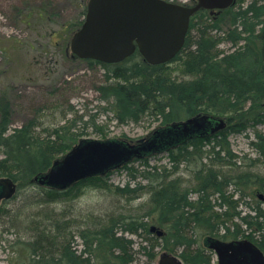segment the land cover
<instances>
[{"label":"trees","instance_id":"obj_1","mask_svg":"<svg viewBox=\"0 0 264 264\" xmlns=\"http://www.w3.org/2000/svg\"><path fill=\"white\" fill-rule=\"evenodd\" d=\"M76 2L81 13L75 23L56 24L51 3L42 8L26 4L16 10L15 19L34 32L39 38L37 44L44 43L49 49L55 46L56 37L70 42L82 26L88 1ZM222 15L229 20L225 30L219 20L197 12L190 20L182 50L169 63L150 65L137 50L117 64L77 59L87 70L102 71V79L94 87L101 104L98 114H111L117 125H137L153 119L165 128L195 116H211L215 112L229 115L224 130L163 151L174 166L181 160H194L196 174L202 177L195 199L191 198L190 189L182 188L179 180L171 178V171L149 165L150 155L135 157L117 169L81 182L97 181L98 190L116 198L131 200L148 195L151 210L134 217L109 212L100 221L96 218L91 224L79 225L72 210H63L61 204L81 182L59 189L43 187L33 180L76 145L86 130L96 126L95 117L89 115L84 120L85 114L78 115L68 105L61 112L63 124L45 126L47 99L61 95V90L55 88L57 81L51 78L50 96L14 128L12 98L0 91V178H10L16 184L15 195L0 204V225L6 220L23 227L21 232L26 239L18 246L23 259L20 264H132L136 254L141 253L147 264H156L157 248L175 255L183 264H211L212 256L201 240L213 235L248 238L264 251V202L257 201L256 195L253 204L244 200L248 195L245 190L258 185L254 176L209 170L237 166L229 136L243 134L264 122V0H237ZM221 42L229 43L231 49L220 50ZM28 46L34 49L33 44ZM68 115L73 116L67 119ZM99 131L96 128L95 134L99 135ZM206 142H213L211 155L202 150ZM252 145L264 162V135L256 133ZM132 160L141 162L142 168L132 169L129 175L135 180L136 173L145 183H109L108 173L120 168L130 170ZM13 202H21L22 209L29 208L31 212L11 217L8 208ZM243 205L248 211L240 208ZM214 208L220 212L213 213ZM150 218L162 229L161 236L151 232ZM126 235L140 238L138 250H134V241ZM75 238L80 240L77 246ZM8 264L17 261L10 260Z\"/></svg>","mask_w":264,"mask_h":264},{"label":"rangeland","instance_id":"obj_2","mask_svg":"<svg viewBox=\"0 0 264 264\" xmlns=\"http://www.w3.org/2000/svg\"><path fill=\"white\" fill-rule=\"evenodd\" d=\"M76 1L0 0V91L10 94L12 98L14 104L12 127H19L23 121L30 117V113L33 112L34 108L44 104L50 96L49 92L52 88L49 86H53V84H50V79L53 78L57 81L55 88L61 90V95L56 99L51 97L47 99L46 105L49 109H47L43 117L45 126L55 125L56 123L63 124L60 122L62 120L61 112L70 105L73 106L78 115L85 114L84 120L89 115L95 117L96 126H92L86 130V135L81 137L79 141L85 139L100 141L117 139L136 143L139 140L149 138L155 130L160 128L158 122L153 121V119H146L137 125L130 124L124 126L117 125L112 121L111 114L108 116L98 114V107L101 104L98 101V94L95 92L94 87L101 81L102 71L98 69L94 71L87 70L86 66L77 60L78 58L71 55L68 49L69 42L65 43L62 39H58L59 37L54 39L55 46L45 49L44 43L40 42L37 44L39 38L35 36L34 32L15 19L16 10L21 9L26 4L35 8H42L51 3V9H55L57 15V18H55L56 24L75 23L79 20L81 13V8ZM180 1L185 2L186 0ZM222 16L221 14L218 19L222 28L225 30L228 27L229 20L228 17ZM33 40L35 42L32 43ZM28 44H33L34 49L30 50ZM230 46L229 43L221 42L219 49L229 51L231 49ZM46 61H50L51 63H47ZM47 68L50 70H46ZM72 116L68 115L67 119ZM211 116L224 121L229 117V115L218 114L217 112ZM96 128L100 130L99 135L95 134ZM256 133L264 135V122L255 128H249L243 134L229 136V148L237 166L231 165L214 167V169L209 168L210 171H219L224 174L247 172L254 176L258 185L257 187H252L250 190H245L248 195L244 199L251 204L255 202L254 195H256L257 201L264 202V187H261V184H264V162L252 145ZM212 146L213 142L203 144L202 150L205 155H211L213 150ZM147 161L149 165L156 166L162 171H171V178L179 180L182 188L190 189L192 199L197 197V189L202 181V177L196 174V166L193 159L189 158V161L185 162L181 160L180 163L174 166V163L169 159L167 153L161 152L150 155ZM205 163L203 162V164ZM129 167L130 170L120 168L108 173L106 179L114 186H123L126 183H130V186H133L137 182L145 183L138 174H134L136 175L135 180H132L131 175H129V171L132 169L140 170L142 168L141 162H133L132 160ZM203 168L208 169V167ZM96 183L99 184L97 181L95 183L81 182L75 186L68 196L63 198L65 199L61 204L63 210H72V215L81 226L86 225L87 222L91 224V222L97 221L96 218H100V221L102 220L101 216L104 217L109 212L116 216L134 217L151 210L148 195H141V197L131 200L123 197L116 198L105 191L98 190L95 185ZM231 189L228 191L229 194L233 192ZM25 193L27 194V192ZM18 196L23 195L20 194ZM67 197H70V199ZM236 197L235 195L234 199ZM22 200L25 202L24 198ZM240 208H243L244 212L248 211L244 205ZM8 209H10L11 217L18 214L24 215V213L28 215L31 212L29 208L23 210L21 202H13ZM49 209H53V207ZM212 212L219 213L220 210L214 208ZM106 219L107 216L105 217ZM153 219H149V227L154 226L156 230L162 231V229L156 226ZM220 220L218 219V222ZM96 224L98 222L92 226ZM22 230V226L19 224L14 226L13 222L11 224L10 221L5 220L4 223H1L0 264H8L10 260H16L17 264L23 261L20 257L22 252L19 254L20 251L18 248L20 241H25L26 239V236L21 232ZM126 236L134 241V250H138L140 238L134 235ZM74 240L75 246L80 244L78 238ZM202 242L203 238L201 244ZM78 248H81V246ZM156 251L159 252V255L165 252L159 248ZM132 264H147V258L142 253L136 254Z\"/></svg>","mask_w":264,"mask_h":264},{"label":"water","instance_id":"obj_3","mask_svg":"<svg viewBox=\"0 0 264 264\" xmlns=\"http://www.w3.org/2000/svg\"><path fill=\"white\" fill-rule=\"evenodd\" d=\"M233 3L234 0H197L195 6L185 7L164 0H88L84 22L72 35L68 49L80 60L105 64L120 63L136 50L150 65L169 63L182 50L196 12L225 9ZM222 125V119L202 115L159 128L148 139L136 143L85 139L33 181L44 187L66 189L78 180L104 175L135 157L161 153L190 138L218 131ZM15 192L16 184L10 178H0V204ZM150 230L162 235L154 226ZM205 243L224 252L220 243L209 238ZM156 264L183 263L163 252Z\"/></svg>","mask_w":264,"mask_h":264},{"label":"flooded vegetation","instance_id":"obj_4","mask_svg":"<svg viewBox=\"0 0 264 264\" xmlns=\"http://www.w3.org/2000/svg\"><path fill=\"white\" fill-rule=\"evenodd\" d=\"M236 2L237 0H234V3L225 9H215V10L200 9L198 12L203 11V13L206 16H208L211 20L216 21L219 20L218 18L221 16V14H223L225 10L234 6ZM181 4L185 7H193L197 4V0H186L184 3ZM225 127H226V123L225 125H222L218 131L207 133V135L205 136L213 135L219 131H222L225 129ZM206 130L207 129H205V132ZM194 138H190L188 140ZM89 178H94V177H88L78 180L74 182V184L72 185H75L81 181H86ZM72 185L70 187H72ZM207 238L213 240L218 244L220 243V245H222V247L224 248V250H222L224 252L219 253L216 249L207 246L205 243V240ZM202 246L206 250V252L212 256L211 264H264V251H262L255 243L251 242L248 238H233L232 236L223 237L222 235L206 236L203 238Z\"/></svg>","mask_w":264,"mask_h":264},{"label":"built area","instance_id":"obj_5","mask_svg":"<svg viewBox=\"0 0 264 264\" xmlns=\"http://www.w3.org/2000/svg\"><path fill=\"white\" fill-rule=\"evenodd\" d=\"M168 2H176L177 0H166Z\"/></svg>","mask_w":264,"mask_h":264}]
</instances>
